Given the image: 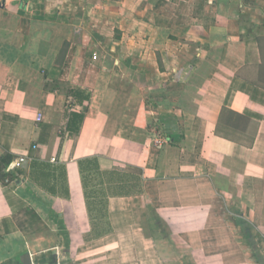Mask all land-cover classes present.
<instances>
[{"label": "crops", "instance_id": "0c3cea01", "mask_svg": "<svg viewBox=\"0 0 264 264\" xmlns=\"http://www.w3.org/2000/svg\"><path fill=\"white\" fill-rule=\"evenodd\" d=\"M24 254L264 264V0H0V264Z\"/></svg>", "mask_w": 264, "mask_h": 264}, {"label": "trees", "instance_id": "16d2710c", "mask_svg": "<svg viewBox=\"0 0 264 264\" xmlns=\"http://www.w3.org/2000/svg\"><path fill=\"white\" fill-rule=\"evenodd\" d=\"M75 117L80 118L81 123L84 120V117H82V116H75ZM79 167H80L82 178H83V186H84V189H85V198L87 199V208H88L89 212L91 213L92 212V207L90 205V201L89 200H90V198L92 196L90 195L89 190H88V183H89L88 180H89L90 176L86 174V171L87 172L94 171L95 173L99 174V170H98V167H97V162L95 160H85V161L79 162ZM31 168L33 170L37 169L39 172L42 173V175H45L42 170L50 168V166L48 164H46V163H43V162H33L32 165H31ZM60 172H61V176L66 177V175H65L66 171H65L64 168H61ZM30 175H31V178H32L33 181L39 183V185L43 186V188L47 189L49 192L55 193V191L53 189H48L46 186L42 185L39 181H37L35 179V177H34L32 172L30 173ZM1 180L5 181V178H2ZM68 193H69L68 192V187L66 185L65 186V195H68ZM94 198H96V196ZM105 225H107V226H105L106 229L102 230V232H100L98 234V236L105 235V234L110 232L109 224L106 223Z\"/></svg>", "mask_w": 264, "mask_h": 264}, {"label": "rangeland", "instance_id": "374dc122", "mask_svg": "<svg viewBox=\"0 0 264 264\" xmlns=\"http://www.w3.org/2000/svg\"><path fill=\"white\" fill-rule=\"evenodd\" d=\"M96 184H97L96 181L93 180L92 182H90V187L93 188V187L96 186ZM96 188H97V186H96ZM101 200L103 201V199H100V201ZM91 220H93V225H94L93 226V231L91 233V236H96L100 232H102V230L106 229L105 228L106 221L104 219V207L102 205H99V206H96L95 208H92ZM88 239L89 238H87L86 240H88ZM176 245L177 244H175V246ZM183 251H185V250L183 249ZM184 256H185V258L189 257V255L187 256L185 254H184ZM174 257H175V255H173L171 253L167 258L171 259V258H174ZM69 264H73V263L71 262Z\"/></svg>", "mask_w": 264, "mask_h": 264}, {"label": "built area", "instance_id": "2783aa9c", "mask_svg": "<svg viewBox=\"0 0 264 264\" xmlns=\"http://www.w3.org/2000/svg\"><path fill=\"white\" fill-rule=\"evenodd\" d=\"M160 143V141H159ZM27 163L26 158H20L18 161H16L14 163V168L15 169H21L23 167V165H25ZM9 180H6V182H8Z\"/></svg>", "mask_w": 264, "mask_h": 264}, {"label": "water", "instance_id": "95a60500", "mask_svg": "<svg viewBox=\"0 0 264 264\" xmlns=\"http://www.w3.org/2000/svg\"><path fill=\"white\" fill-rule=\"evenodd\" d=\"M22 264H33L31 256L29 254H24L20 257Z\"/></svg>", "mask_w": 264, "mask_h": 264}]
</instances>
